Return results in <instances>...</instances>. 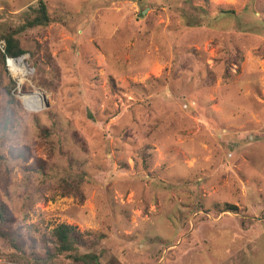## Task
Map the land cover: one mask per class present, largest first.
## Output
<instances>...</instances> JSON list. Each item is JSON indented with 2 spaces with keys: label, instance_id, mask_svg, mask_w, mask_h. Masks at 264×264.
I'll return each instance as SVG.
<instances>
[{
  "label": "rangeland",
  "instance_id": "obj_1",
  "mask_svg": "<svg viewBox=\"0 0 264 264\" xmlns=\"http://www.w3.org/2000/svg\"><path fill=\"white\" fill-rule=\"evenodd\" d=\"M39 1L0 0L46 94L26 111L0 59V199L30 238L0 264H83L36 259L60 223L100 264H264V0H42L28 26Z\"/></svg>",
  "mask_w": 264,
  "mask_h": 264
},
{
  "label": "trees",
  "instance_id": "obj_2",
  "mask_svg": "<svg viewBox=\"0 0 264 264\" xmlns=\"http://www.w3.org/2000/svg\"><path fill=\"white\" fill-rule=\"evenodd\" d=\"M34 12L35 15L27 22L28 26L47 24L50 21V16L44 1H39V5L36 9H34ZM219 13L226 14L229 17H234L235 14L232 9H220ZM201 14L202 13L190 15L192 18H189V20L186 19L185 14H183V21L185 25L191 27L200 26L202 23ZM0 36L6 39L8 54L16 55L26 51L21 46L19 39L14 36L13 32L2 33ZM0 59L5 70L4 59L1 53ZM13 85L14 82L11 79L9 88H7L8 94H10V90ZM0 92H3L2 87H0ZM4 92H6L5 89ZM22 154L25 156L24 153ZM36 170L37 172L43 171L40 167ZM65 186L66 188L70 187L68 184ZM8 206L9 205H7L3 199H0V238L5 239L15 250L22 252L24 250V246L29 243L30 238L25 237L21 232L13 228V217ZM215 207L219 211L237 210L236 205L230 203H225L221 207L215 205ZM42 236L44 251L42 255H35L36 259L45 260L47 262L54 260V258L59 255H65L69 259L76 262H82L83 264H100L98 255L93 252L92 249L100 243L103 238V234L96 233L93 238L90 239L88 235H84L83 232L79 231L76 226L68 223H60L50 229L49 236L44 234ZM81 249H86L87 251L81 252Z\"/></svg>",
  "mask_w": 264,
  "mask_h": 264
},
{
  "label": "built area",
  "instance_id": "obj_3",
  "mask_svg": "<svg viewBox=\"0 0 264 264\" xmlns=\"http://www.w3.org/2000/svg\"><path fill=\"white\" fill-rule=\"evenodd\" d=\"M0 53L3 55L5 70L14 82L11 94L26 111L37 112L45 108L46 94L32 81L36 68L30 52L8 54L6 39L0 36Z\"/></svg>",
  "mask_w": 264,
  "mask_h": 264
}]
</instances>
